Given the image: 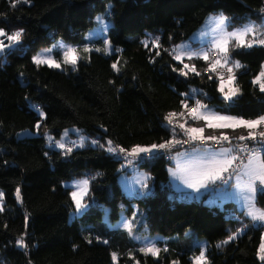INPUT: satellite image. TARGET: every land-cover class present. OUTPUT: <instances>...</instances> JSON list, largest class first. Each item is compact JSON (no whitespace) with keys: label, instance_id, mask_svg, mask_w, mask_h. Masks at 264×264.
Here are the masks:
<instances>
[{"label":"trees","instance_id":"1","mask_svg":"<svg viewBox=\"0 0 264 264\" xmlns=\"http://www.w3.org/2000/svg\"><path fill=\"white\" fill-rule=\"evenodd\" d=\"M14 3L0 0V28L8 33L23 29L20 42L0 57V264H115L113 253L116 264H193L192 244L170 238L167 250L153 256L141 251L125 229L110 228L103 220L105 209L111 222L121 210L130 215L133 203L151 229L169 236L191 230L189 238H204L205 264H264L257 255L264 225L253 226L244 218L247 228L222 243L239 228L229 215L237 209L231 202L219 208L179 198L167 172L172 155L137 161L136 166L149 173V192L130 197L117 182L127 167L121 168L122 161L108 152L110 145L132 149L177 138V129L165 118L196 100L245 118L264 114V92L252 83L264 65V45L231 47V58L242 67L232 66L239 94L230 101L219 91V67L212 71L210 59L176 61L173 54L175 45L210 13H223L232 26L248 20L261 25L262 0H21L13 7ZM107 10L113 18L107 36L114 51L80 49L74 70L34 63L32 55L57 38L81 47L94 18ZM191 111L184 122L187 127L193 123ZM69 126L86 135L83 146L68 151L46 143L45 132L59 137ZM205 127L206 135H248L243 128ZM25 128L38 132L17 136ZM84 174L90 183L85 197L89 206L69 219L74 205L62 181ZM257 202L264 205V192H258ZM21 238L25 246L17 244Z\"/></svg>","mask_w":264,"mask_h":264},{"label":"rangeland","instance_id":"2","mask_svg":"<svg viewBox=\"0 0 264 264\" xmlns=\"http://www.w3.org/2000/svg\"><path fill=\"white\" fill-rule=\"evenodd\" d=\"M221 16L226 17L223 13H220V12L210 13L206 15L203 21L201 22V24L197 27V29H195L187 38L181 40L175 45L173 49L174 59L176 61H182L183 58L189 57L186 53H196L199 55H193L192 57H202L203 58V53L205 52L207 53V57H208L207 59H210L211 52L215 51L217 56L215 57V59L211 60V63L213 64L217 59H220L221 63L228 65L226 66L227 70L230 67L232 68V66H234V62H237V60L231 58L230 49L232 46L236 44V41L232 40V42L228 45L229 51L227 53V59H228L227 63L224 62L223 54L219 51L217 47H215V45L222 41V39L224 38L223 36L224 32H231L234 29L243 28L245 25H248L249 23H254L255 25H259V24L256 21L248 20L242 24L232 26L229 24V21L227 19L225 25L217 27L218 20ZM94 19H95V24L85 33L84 38L86 39V42L81 47L63 38H57L51 44L41 46L32 55V60L34 57H37L38 55L42 58L51 57L52 59H55L58 63L61 64V67L56 68V69H58L59 71H63L67 69L74 70L77 65L76 64L75 66H72L70 64L63 63V54L65 51H67L68 47L75 48L79 57H80V49H83L84 51L90 48H94V49L103 51L106 54L111 53L112 51H114V49L112 45L110 44V41L107 36V30L113 24V18L110 14V11L107 10L104 14H98ZM15 31L16 30H13L9 32V34ZM0 39L4 40L5 43H9L5 37H0ZM245 39L251 40L253 39V35L249 34ZM15 45H12L11 47ZM7 49H5L4 52ZM46 49H52V51L49 53L45 51ZM3 53H0V57L2 56ZM177 55L181 56L180 60L175 58ZM232 74H233V70H232V73L228 72V76L224 78V80L227 81L229 75H232ZM219 85H220V79L218 83V88H219ZM231 87L237 89L234 82L231 85ZM228 90H229L228 87H226L225 92H227ZM221 95L224 98L222 93ZM226 101H230V100H226ZM201 103L204 105H207L206 109L201 110L202 114L205 116L211 115V114H219V115L236 117L238 119H244V120H255V119H258L260 116H264V114H262L254 118H245L242 116L229 114L226 112L216 110L214 107L204 102H201ZM196 111H197V105L195 103L194 108L191 111V113L196 112ZM213 123H224V122L213 121ZM196 128H200V127H196ZM235 128H242V127H235ZM235 128H217V129L227 130V129H235ZM37 132H38L37 128H35L34 130L25 128V129L19 130L17 132V136L22 137L25 135L37 134ZM222 134H228V133L222 131L220 135ZM240 136H246V134L245 135L239 134L238 137ZM44 137H45L46 143L49 145L55 146L60 149H69L71 147L78 148V147L83 146L85 144L84 139L86 138V135L83 132H81L78 127L69 126V127L63 128L59 137H56L52 133H48V132L44 133ZM92 141L90 142L91 144H93ZM60 144H64V147H60L59 146ZM221 147H228V146L224 145V146H220L217 148L208 147V146H192V147L185 148V149L175 150V152L172 154L171 163L167 166L168 178H169L170 184L172 183L171 187L173 186L172 188L174 189V191H177V196L179 198H184L186 200L196 199L197 201H202L204 203H207L210 206L213 205V203H216L219 207H222L225 201H229L231 199V201L235 203V206L243 210L246 215L249 209V205L244 200V197L248 195V191L245 186L247 179H248L246 176H241V178L238 180L237 173H236V175L233 177V179L230 182L228 181L227 183L220 182L219 184L217 185L215 184V186H212V187L209 185L208 188L201 189L199 193H195L194 190L188 188L183 183L182 180H180L179 178H174L173 176L170 175V169H174L176 167V159H173V157H176L177 152L187 154V153H192L193 148L207 149L206 153H203V152L194 153V155H200V156L207 157L209 156L208 154L209 152H211L212 150H220ZM260 154L262 156V153ZM185 158L186 156L179 157L181 161H183ZM244 162L246 163L247 159H244ZM120 167L121 168L127 167V171H121L117 175V182L119 183V185L122 187L123 191L127 195H129L130 197H139L149 192V181H148L149 173L148 171L136 165L127 166L125 162H121ZM83 180L88 181V184L86 186L83 184H78V182H81ZM258 184L259 182H257V185ZM62 185L64 187L70 188L71 199H72V192L74 191L77 192L78 195L82 196V200H81L82 209L80 211H77L75 201L72 199L74 208L71 211H69V219H72L75 216L81 215L89 206L87 201H85V197L89 192V186H90L88 176L84 174L81 176L68 178L62 181ZM258 192L259 190H257L255 193L256 208L261 211H264V205H260L257 202ZM15 195L17 196V191ZM217 198L220 199V203L217 202ZM17 199H19L18 196H17ZM2 203H3V198H2V195H0V209L2 208ZM141 212L142 210L139 208V206L136 203H133V212L130 215H126L125 212L121 210L119 214V218L116 221L111 222L106 217V209H105L102 218L110 228L121 227L125 229L129 233V235L132 237V239H134L137 242L140 250L146 247H149L151 245H154L156 249H159V252H158L159 254L161 251L167 250L168 240L170 238H174V241L176 242H181V243L186 242L187 244L189 243L193 245L194 249L192 250L190 254L193 264H194V258L199 256L201 251H203L205 255L206 240L204 238H201V237L189 238L188 235L190 236V234L188 233H190L191 230L185 231L182 234V236L165 235L155 229L149 228L147 224L145 223V221L143 220ZM253 223L254 224H259V223L264 224V221L256 220V221H253ZM232 234L233 233L229 235H232ZM185 237H187V239H185ZM261 243H264V229H262V232H261V240H260L258 253H257L259 259H261V255H262L260 251ZM157 255H153V256H157ZM116 261H114L115 264H116Z\"/></svg>","mask_w":264,"mask_h":264},{"label":"snow or ice","instance_id":"3","mask_svg":"<svg viewBox=\"0 0 264 264\" xmlns=\"http://www.w3.org/2000/svg\"><path fill=\"white\" fill-rule=\"evenodd\" d=\"M21 0H15V3H20ZM24 2H27V0H24ZM15 3L13 4V7H15ZM227 21L226 17L221 16L218 20L217 27L225 25ZM264 31V24L261 25H255L254 23H249L248 25H245L243 28L240 29H234L231 32H224L223 36L224 38L220 43H217L215 47L219 49V51L224 56V62L227 63V53L229 51L228 45L232 42V40L236 41V44L234 47H247L251 48L254 44L264 45V38H258L261 34V32ZM23 33V29H20L18 31H15L11 34L5 31L4 28H0V37H5L6 40L9 43H5L4 40L0 39V53H3L5 49L10 48L12 45L18 44L21 40V36ZM253 35V39L246 40L245 38L249 35ZM147 46V45H146ZM46 52H51L52 49H46ZM189 58H191L193 55H199L196 53H186ZM176 59L180 60L181 56L177 55L175 57ZM203 58L207 59V53H203ZM79 56L77 54V51L75 48L68 47L67 51L63 54V63L70 64L72 66H75L78 63ZM34 63L37 65L40 64H47L49 67L53 68H60L61 64L58 63L55 59H52L51 57L48 58H42L39 55L37 57L33 58ZM221 61L220 59H217L210 67L212 71L216 70V66L220 65ZM112 67L115 69L117 66L116 64H113ZM185 68H188V65H184ZM234 67L240 68L242 65L239 64V62H234ZM192 70L195 71V67H192ZM229 73H232V68L230 67L228 69ZM183 75H187L186 72L182 71ZM199 74V73H197ZM211 79V77H209ZM235 81V75H229L227 81L224 80L223 76L220 77V85H219V91L223 94L225 100H231L236 95L239 94V89L232 88L231 85ZM252 83L254 85H259V90L261 92H264V65L261 66V71L258 75L253 79ZM228 87V91L225 92V88ZM197 105V111L192 113V119L193 120H206L207 121V127L208 128H235V127H244L247 129H255L259 125L264 124V116H260L258 119L255 120H244V119H238L236 117L231 116H225V115H219V114H211V115H203L201 110L206 109L207 105H204L201 103V101L196 100ZM185 107H187V104H185ZM40 116H43L44 114L42 112L39 113ZM176 113H169L168 117L165 119L168 120L169 124H172V117L175 116ZM183 115V113H181ZM213 121H221L224 123H213ZM37 128L40 127L39 123L36 125ZM181 129L184 128V125H179ZM199 133V135H197ZM185 134L192 140H207L212 141L218 139L216 136H203V128H188L186 129ZM260 140L258 141L259 145H264V131H261L259 133ZM222 141H229V137L227 135H222L219 137ZM239 140H256L257 134L254 131H249L248 136H240L238 138ZM93 144L98 143L97 141H92ZM109 143H111L109 141ZM182 143L180 140H176L175 137H173L172 140L166 141L165 143L156 145L153 144L151 147H140L136 146L131 149L130 152H128V155L131 156H140L141 153H153L155 155L156 150L158 149H170L174 148L176 144ZM60 147H64V144H60ZM239 148V151L241 153H248L247 155V162H244V158L238 156V155H232L233 148L231 147H221L219 153H211L209 156H200V155H194V153L199 152H206L207 149H197L193 148L192 153H180L177 152L176 157H173V159H176V167L174 169H170V175L174 178H179L183 181V183L190 189H193L195 193H199L201 189L207 188L210 184H215L217 181H221L223 183H227V179L224 176V173H229V176H231L232 172L237 173V179L239 180L241 176H246L247 182H246V188L248 191V195L244 197V200L249 205V209L246 213V215L250 216L253 221L260 220L264 221V211H261L256 208L255 204V193L257 190L264 192V157L260 154V148L254 147L249 148L247 145L244 146H237ZM115 149H110V151H114ZM68 151H71L69 148ZM119 151L124 152L125 149H119ZM186 156V158L181 161L179 157ZM222 157V159H217V157ZM239 160L240 163L236 166V168H233V164ZM230 169L232 170L230 172ZM257 182H259V185H257ZM78 184L87 185L88 181L83 180L81 182H78ZM2 195V193H0ZM17 196L19 197V189H17ZM72 199L75 201L76 209L77 211H80L82 209V196L78 195L77 192H72ZM2 210V209H0ZM236 236V233H233L232 235H229L225 241L222 243H228L229 241L233 240ZM91 242V241H89ZM107 243V241H104ZM17 244L20 246H25L23 239L17 241ZM219 246V245H218ZM141 251H145L147 253H152L153 255H157L159 252V249H156L154 245H151L149 247H146L144 249H141ZM260 251L262 253L261 259H264V243H261L260 245ZM113 261L117 260V256L115 253L112 254ZM206 258L204 255V252L201 251L200 255L194 258V264H205ZM173 264H176V262H173Z\"/></svg>","mask_w":264,"mask_h":264},{"label":"built area","instance_id":"4","mask_svg":"<svg viewBox=\"0 0 264 264\" xmlns=\"http://www.w3.org/2000/svg\"><path fill=\"white\" fill-rule=\"evenodd\" d=\"M260 13H264V0H262V7L260 9ZM174 54V53H173ZM217 56L215 51L211 52L210 55V60L215 59V57ZM219 67V75L223 76L224 78L227 77L228 75V70L227 67L224 63H221L220 65H218ZM194 105L189 106L188 108H186L185 110H181L179 112H171V113H176L175 116L172 117V124H169L170 126H172L173 128L177 129L178 131V137L175 138L176 140H180L182 141V143L176 144L174 148H170V149H158L156 150L155 155L153 153H141L140 156H131L128 155V152L131 151V149H125V148H121V147H117L115 145H110L108 147V152L111 154H114L117 158H119L122 162H125L127 166H135L137 161H141V160H149L151 158L154 157H165V158H169L171 157L172 153L175 150H179V149H185V148H189L192 146H208V147H213V148H217L220 146H228L233 148V153L232 155H238L244 159L247 158L248 153L244 152L241 153L239 151V148L237 146H244L247 145L249 148H254V147H259L260 148V153H264V145H259L258 141L260 140L259 137V133L261 131L264 130H258L256 131L257 134V139L256 140H250V139H245V140H239V137H235V136H231L229 134H222V135H227L230 139L229 141H222L219 139V137H221L222 135H218L216 137H218V139L216 140H212V141H207V140H196V141H192L186 134V129H188V127L184 124L185 120H187V115L189 114V112L191 110H193ZM181 113H183V115H181ZM183 124L184 128L181 129L179 127V125ZM204 137H208V136H212V135H203ZM215 136V135H214ZM248 135H246L245 137H247ZM172 140V139H170ZM169 141V140H167ZM166 142V141H165ZM163 142V143H165ZM162 144V143H161ZM159 145V144H157ZM110 149H115L114 151H110ZM119 149H125L126 151L121 152L119 151ZM240 163L239 160H237L234 164H233V168H236V166ZM232 170L230 169V172ZM236 175V172H232L231 176H229V173H224L225 178L227 179V181H231L232 178ZM221 182V181H219ZM215 184H211L210 186H214ZM259 185V184H258Z\"/></svg>","mask_w":264,"mask_h":264},{"label":"crops","instance_id":"5","mask_svg":"<svg viewBox=\"0 0 264 264\" xmlns=\"http://www.w3.org/2000/svg\"><path fill=\"white\" fill-rule=\"evenodd\" d=\"M258 38H264V37H262L261 36V34H260V36L258 37ZM186 58V57H185ZM185 58H183V59H185ZM202 58V57H201ZM183 61V60H182ZM190 117H191V120L193 121V123L191 124V125H189V127L188 128H191V127H194V128H196V127H200V128H203V135H206L207 134V132H206V127L205 126H207V122L205 121V120H202V119H198V120H193L192 119V113H191V115H190ZM203 121V123L205 124V126H203L202 124H201V122ZM264 128V124H261V125H259L257 128ZM243 129H245L244 131H248V133H249V131H254V132H256V131H258V130H256L257 128H255V129H247V128H244V127H242ZM197 135H199V133H197ZM220 152V150H212L211 152H209L208 154L210 155L211 153H219ZM203 153H206V152H203ZM217 159H222V157H217ZM233 179V178H232ZM228 182H230V181H228ZM220 182L219 181H217L215 184L217 185V184H219ZM231 184V183H230ZM171 185H172V183H171ZM211 185V184H210ZM229 185V184H228ZM215 186V185H214ZM173 187V186H172ZM209 187V186H208ZM207 187V188H208ZM204 195H206V194H204ZM194 200H196V199H194ZM217 202H219L220 203V199H218L217 198ZM226 202H231L234 206H235V203L233 202V201H231V199L229 200V201H225L224 203H226ZM207 204V203H206ZM208 205V204H207ZM210 206V205H209ZM211 206H216V207H219L216 203H213V205H211ZM224 206V205H223ZM222 206V207H223ZM222 207H219V208H222ZM235 208L237 209V211H238V213L237 214H234V213H229V215H231V217L234 219V220H236L237 221V223H239V228H237V229H235L232 233H235L236 232V236L237 235H239L244 229H246L247 228V224H246V222H245V220H244V218H246V219H248L249 221H250V224L251 225H253V226H257V225H264V224H261V223H259V224H254L253 223V220H252V218H250V217H248L247 215H245V213H244V211L243 210H241V209H239V208H237L236 206H235ZM240 213V214H239ZM132 238V237H131Z\"/></svg>","mask_w":264,"mask_h":264}]
</instances>
